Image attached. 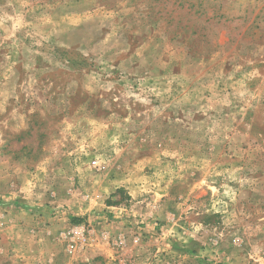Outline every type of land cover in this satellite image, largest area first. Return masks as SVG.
<instances>
[{
  "label": "rangeland",
  "instance_id": "374dc122",
  "mask_svg": "<svg viewBox=\"0 0 264 264\" xmlns=\"http://www.w3.org/2000/svg\"><path fill=\"white\" fill-rule=\"evenodd\" d=\"M0 264H264V0H0Z\"/></svg>",
  "mask_w": 264,
  "mask_h": 264
},
{
  "label": "built area",
  "instance_id": "2783aa9c",
  "mask_svg": "<svg viewBox=\"0 0 264 264\" xmlns=\"http://www.w3.org/2000/svg\"><path fill=\"white\" fill-rule=\"evenodd\" d=\"M94 163H96V161H94Z\"/></svg>",
  "mask_w": 264,
  "mask_h": 264
}]
</instances>
